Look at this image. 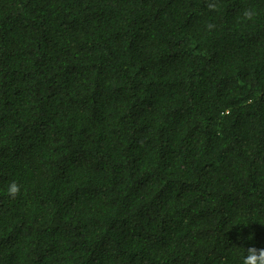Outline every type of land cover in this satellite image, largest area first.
I'll return each instance as SVG.
<instances>
[{
    "label": "trees",
    "instance_id": "obj_1",
    "mask_svg": "<svg viewBox=\"0 0 264 264\" xmlns=\"http://www.w3.org/2000/svg\"><path fill=\"white\" fill-rule=\"evenodd\" d=\"M206 2L0 0V264L264 248V0Z\"/></svg>",
    "mask_w": 264,
    "mask_h": 264
},
{
    "label": "clouds",
    "instance_id": "obj_2",
    "mask_svg": "<svg viewBox=\"0 0 264 264\" xmlns=\"http://www.w3.org/2000/svg\"><path fill=\"white\" fill-rule=\"evenodd\" d=\"M206 7L209 11H217L219 8V0H207ZM256 15L255 11L251 8H245L241 14L240 18L245 21L253 20ZM215 25L212 23L206 24V29L212 31ZM21 194V186L12 181L7 187V195L11 198H16ZM242 264H264V248L257 249L256 247H249L245 249V255L242 259Z\"/></svg>",
    "mask_w": 264,
    "mask_h": 264
}]
</instances>
